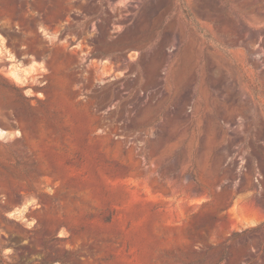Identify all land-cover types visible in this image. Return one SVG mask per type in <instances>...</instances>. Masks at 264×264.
Returning a JSON list of instances; mask_svg holds the SVG:
<instances>
[{
  "label": "rangeland",
  "instance_id": "374dc122",
  "mask_svg": "<svg viewBox=\"0 0 264 264\" xmlns=\"http://www.w3.org/2000/svg\"><path fill=\"white\" fill-rule=\"evenodd\" d=\"M0 264H264V0H0Z\"/></svg>",
  "mask_w": 264,
  "mask_h": 264
}]
</instances>
